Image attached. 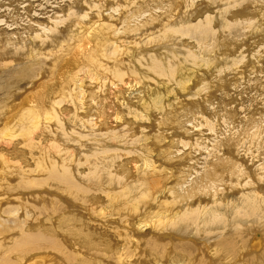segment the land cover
<instances>
[{
	"label": "bare ground",
	"instance_id": "1",
	"mask_svg": "<svg viewBox=\"0 0 264 264\" xmlns=\"http://www.w3.org/2000/svg\"><path fill=\"white\" fill-rule=\"evenodd\" d=\"M0 264H264V0H0Z\"/></svg>",
	"mask_w": 264,
	"mask_h": 264
},
{
	"label": "rangeland",
	"instance_id": "2",
	"mask_svg": "<svg viewBox=\"0 0 264 264\" xmlns=\"http://www.w3.org/2000/svg\"><path fill=\"white\" fill-rule=\"evenodd\" d=\"M31 4V2H29V4L27 6H29ZM249 46V44H248ZM249 55V53H248ZM236 99V98H235ZM31 225H30V228L33 230V231H37V230H44L45 228H47L48 224L47 223H44V219L42 220V223L39 225V224H35V221L32 220L31 221Z\"/></svg>",
	"mask_w": 264,
	"mask_h": 264
}]
</instances>
